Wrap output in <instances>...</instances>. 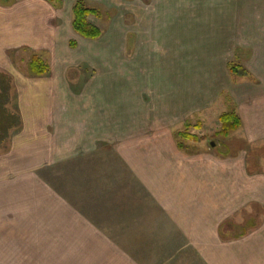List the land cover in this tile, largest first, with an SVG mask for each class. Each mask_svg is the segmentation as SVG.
<instances>
[{
    "label": "crops",
    "instance_id": "crops-1",
    "mask_svg": "<svg viewBox=\"0 0 264 264\" xmlns=\"http://www.w3.org/2000/svg\"><path fill=\"white\" fill-rule=\"evenodd\" d=\"M51 6L46 0H0V71L14 79L23 120L21 131L12 138L10 153L0 157V232L13 233L11 238L0 239V264H146L145 246L153 238L146 225L155 226L159 238L170 240L177 252L181 248L193 251L205 264H264V218L246 236L223 240L220 235L221 226L233 225L248 205L264 209V171L252 169L254 162L249 165L242 154L213 158L197 152L195 143L199 146L204 139L189 133L190 121L176 136L164 131L161 139L160 134L159 140L170 145L157 147L156 155L140 143L145 154L139 155L138 164L123 154L124 161L119 163L136 171L135 182L145 191L109 193L101 203L97 190L100 145L114 144L117 133L122 137L132 135L131 128L142 130L144 113L140 112L139 125L134 127L123 122V115L113 128L111 122L101 127L92 107L97 101L71 90L66 78L69 66L55 76L51 66L46 77H29L17 70L7 57L9 51L51 47L53 38L47 26L53 20L51 9L57 11ZM256 6L259 9L260 2ZM250 20L251 29L236 22V27L221 26L226 34L223 39L253 41L244 32L255 35L259 17ZM245 48L236 50H250L264 61V42ZM243 67L254 80L234 76L238 81L232 79V84H251V99L241 103L232 91L225 93V113L236 110L240 117L242 127L235 133L245 131L252 142L264 143V77ZM55 167L82 171L74 194L57 187L55 183L68 176L60 174L62 170L50 176L48 170L51 173ZM147 200L155 210L144 208ZM137 256L146 257L140 260Z\"/></svg>",
    "mask_w": 264,
    "mask_h": 264
},
{
    "label": "rangeland",
    "instance_id": "rangeland-1",
    "mask_svg": "<svg viewBox=\"0 0 264 264\" xmlns=\"http://www.w3.org/2000/svg\"><path fill=\"white\" fill-rule=\"evenodd\" d=\"M61 1L62 8L57 11L51 9L53 20L47 26L48 34L53 38L51 47L45 51L23 47L9 51L7 57L13 63L10 54L20 51L16 54V62L19 68L26 70L25 65L31 55L39 52L54 69L53 76L63 73L64 67L69 66L66 78L71 90L76 95L82 94L97 101L92 107L98 112L101 127L111 122L110 128H113L114 122L122 115L123 122L127 125L130 122L134 127V124L139 125L140 112L144 113L140 120L143 123L142 130L139 127L131 128L132 135L126 133L121 137L117 133L114 144L100 145L97 169L100 183L97 184V194L101 203L102 198H106L109 193L139 194L143 191L144 188L135 182L136 171L120 164L124 161L123 156L126 155L131 163L138 164L139 155L145 154L140 151V143L144 146L147 144L149 153L156 155L157 147L160 149L164 145L162 149H166L170 145L167 141H161L165 138L163 132L173 131L176 136V133L185 130V124L189 121L192 124L189 133L204 139L199 146L191 143L196 146L194 149L197 148V152L209 153L211 157L218 158L230 149L233 154L229 158L245 155L249 165L254 162L251 168L263 173L264 148L260 147L264 143L252 142V137L241 130L228 140L214 136L220 128L219 116L228 110L224 94L231 95L232 91L241 103L251 99V84L246 81L232 84V79L235 82L238 80L228 72V63L240 60L242 66L244 64L251 72L257 71L258 75L264 77L262 58L251 54L250 50H236L238 46L247 49L264 42L263 0L248 3L246 0H84L103 13L102 19L89 18L92 24L103 30V36L97 41L73 34V7L78 0ZM252 2L255 6H252ZM259 2L258 9L256 5ZM257 10L260 11L255 13ZM255 16L259 17V23L254 24L256 34L244 32L253 41L240 37L223 39L226 34L221 26L236 27L239 23L238 26L243 29H251L253 23L250 19ZM72 40L77 42V48L70 47ZM12 104L21 115L16 88ZM88 105L91 103L85 104ZM20 131L14 132L12 138ZM178 139L183 142L179 135ZM171 143H175L174 140ZM212 143H215L214 147ZM9 153H1L0 157ZM54 169L51 173L48 170L50 176L58 173V170H62L60 174L68 176H63L64 182L55 183L57 187L74 194L76 181L79 175H83L82 171L79 168ZM146 191L151 190L148 187ZM154 207L151 200H147L144 206L152 210H155ZM263 211L262 208L255 206L252 209L248 205L243 211L244 215L241 214L233 222L234 230L228 236H234L241 228L247 227L246 219L251 215H258L261 221L264 218ZM121 217L128 219L126 215ZM143 227L153 236L145 246L147 257L137 256L140 260L146 257L144 263L205 264L193 251L181 248L177 252L178 249L171 245L170 240L159 238L155 226ZM11 234L9 231L0 232V239L11 238Z\"/></svg>",
    "mask_w": 264,
    "mask_h": 264
},
{
    "label": "trees",
    "instance_id": "trees-1",
    "mask_svg": "<svg viewBox=\"0 0 264 264\" xmlns=\"http://www.w3.org/2000/svg\"><path fill=\"white\" fill-rule=\"evenodd\" d=\"M54 8L60 9L63 7L61 0H46ZM90 17L97 19L103 18V13L100 9L89 6L84 0H78L73 7V31L80 37L89 40L97 41L103 36V30L98 26L92 24L89 21ZM71 48H77V42H70ZM20 53L12 52L10 54L13 63L21 72L29 77H46L51 73V67L46 60L40 55L33 53L27 62L26 70L19 68V64L16 62V54ZM238 61V62H237ZM229 65V71L233 76H247L253 77L246 72L242 66V62L237 60ZM15 92V83L13 77L3 71H0V154L8 153L12 147V135L14 132H18L22 129L23 122L22 117L16 109L12 107V98ZM220 128L214 135L216 138L228 140L232 134L238 131L242 127V122L238 116L236 110H232L220 116L219 118ZM225 147V146H224ZM223 153V152H222ZM233 153L229 150L225 151L222 156H231ZM259 209L262 208L257 206ZM263 209V208H262ZM264 212V211H263ZM247 227L241 228L240 232H236L235 236L230 237L228 233L234 230V226L231 223H225L221 226L220 235L223 240H229L231 238H240L246 236L250 230L258 229L261 225V221L258 219V215H251L246 219Z\"/></svg>",
    "mask_w": 264,
    "mask_h": 264
},
{
    "label": "water",
    "instance_id": "water-1",
    "mask_svg": "<svg viewBox=\"0 0 264 264\" xmlns=\"http://www.w3.org/2000/svg\"><path fill=\"white\" fill-rule=\"evenodd\" d=\"M212 147H214L215 146V143H212V145H211Z\"/></svg>",
    "mask_w": 264,
    "mask_h": 264
}]
</instances>
